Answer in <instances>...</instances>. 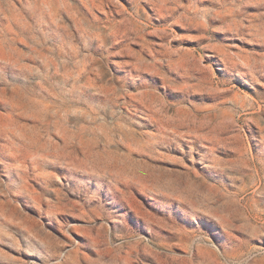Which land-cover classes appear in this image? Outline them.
I'll return each instance as SVG.
<instances>
[{"label": "rangeland", "instance_id": "1", "mask_svg": "<svg viewBox=\"0 0 264 264\" xmlns=\"http://www.w3.org/2000/svg\"><path fill=\"white\" fill-rule=\"evenodd\" d=\"M0 264H264V0H0Z\"/></svg>", "mask_w": 264, "mask_h": 264}]
</instances>
